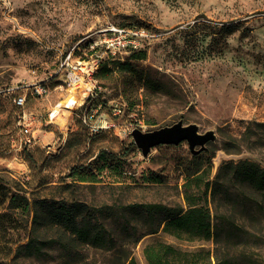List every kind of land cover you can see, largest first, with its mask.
Wrapping results in <instances>:
<instances>
[{"label":"rangeland","instance_id":"374dc122","mask_svg":"<svg viewBox=\"0 0 264 264\" xmlns=\"http://www.w3.org/2000/svg\"><path fill=\"white\" fill-rule=\"evenodd\" d=\"M110 25H139L152 36L117 59L103 49L94 54L89 44ZM71 48L72 65L99 58L91 98L53 114L71 87L72 72L62 66ZM145 76L161 89L146 88ZM40 83L47 94L37 97L31 91ZM16 96L26 98L23 107ZM181 120L201 133L215 131L207 151L192 155L182 141L153 147L144 157L131 137L135 128L149 132ZM260 122L264 0H0V196L18 189L29 200H75L93 208L115 239L124 226L135 227L142 235L132 250L137 264H147L143 249L157 241L211 248L210 241H183L161 230L145 234L148 225L136 222L139 214L128 206L184 208L189 196L213 213L210 185L224 163L264 166V134L245 135ZM30 134L35 143L28 145ZM74 169L84 181L70 175ZM13 240L3 237L0 250ZM82 253L81 264H118L112 252ZM12 258L1 262L43 264Z\"/></svg>","mask_w":264,"mask_h":264},{"label":"trees","instance_id":"16d2710c","mask_svg":"<svg viewBox=\"0 0 264 264\" xmlns=\"http://www.w3.org/2000/svg\"><path fill=\"white\" fill-rule=\"evenodd\" d=\"M142 79L146 88L161 89L150 77ZM261 132L264 134V123L260 122L248 127L245 135ZM218 171L210 185L213 213L189 196L184 208L157 203L128 206L130 212L139 214L136 222L148 225L145 234L161 230L183 241L211 242L210 249L200 250L153 242L143 249L147 264H264V166L245 159L224 163ZM70 175L84 181L78 169ZM4 204L0 240L6 236L13 240L15 234L19 239L1 248L0 264H6L1 259L9 257L43 264H81L86 248L112 252L118 264H137L132 250L142 235L136 236V228L129 232L124 226L122 237L115 239L94 216L95 210L83 203L29 200L16 189L0 196V206Z\"/></svg>","mask_w":264,"mask_h":264},{"label":"built area","instance_id":"2783aa9c","mask_svg":"<svg viewBox=\"0 0 264 264\" xmlns=\"http://www.w3.org/2000/svg\"><path fill=\"white\" fill-rule=\"evenodd\" d=\"M102 38L100 40H93L89 45L90 49L94 54H97L99 50H104V52L113 59H117L118 56L133 52L139 49L144 42L152 36L149 30L142 27L132 26H121V25H110L105 29L101 30ZM73 54L72 48L69 52L64 53V61L62 66H67L70 72H72L70 77V86H78L80 84V78L89 79L91 74L99 66V58L92 62L91 65L86 66H75L70 64L71 56ZM98 57V55H97ZM71 88V87H70ZM31 93L37 97L45 96L47 94V89L44 84L40 83L33 86ZM91 90L89 91L87 100L91 98ZM15 103L19 107H23L26 102V98L21 96H16ZM85 101V103L87 102ZM21 119H24L21 117ZM24 124L28 125L29 117L24 119ZM23 125V126H25ZM25 133H29L30 129L25 126ZM29 136V135H28ZM25 143L28 145L35 143V136L30 134V137H26Z\"/></svg>","mask_w":264,"mask_h":264},{"label":"water","instance_id":"95a60500","mask_svg":"<svg viewBox=\"0 0 264 264\" xmlns=\"http://www.w3.org/2000/svg\"><path fill=\"white\" fill-rule=\"evenodd\" d=\"M131 137L144 157L150 153L153 147L178 145L182 141H187L190 153L196 156L207 151V145L215 141L216 135L214 130L201 133L198 125L184 124L181 120L149 132L135 128L131 132Z\"/></svg>","mask_w":264,"mask_h":264},{"label":"bare ground","instance_id":"6f19581e","mask_svg":"<svg viewBox=\"0 0 264 264\" xmlns=\"http://www.w3.org/2000/svg\"><path fill=\"white\" fill-rule=\"evenodd\" d=\"M79 81L80 84L78 86H71V88L66 90L62 96L63 100L56 105L52 112L53 114L58 112L62 107L72 112L85 103L93 84L88 78H80Z\"/></svg>","mask_w":264,"mask_h":264}]
</instances>
